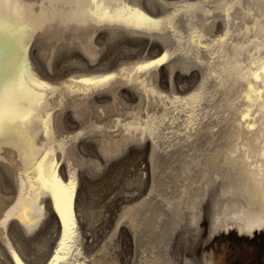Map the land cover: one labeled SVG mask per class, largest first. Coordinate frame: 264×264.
<instances>
[{
	"label": "bare ground",
	"instance_id": "bare-ground-1",
	"mask_svg": "<svg viewBox=\"0 0 264 264\" xmlns=\"http://www.w3.org/2000/svg\"><path fill=\"white\" fill-rule=\"evenodd\" d=\"M2 10L6 20L11 19L16 27L6 23L0 35V94L4 97L5 116L14 115L16 123H6L0 130V151L13 159L0 160V264H40V258L32 257H42L50 248L51 255L45 260L42 257L43 264H72L83 243L78 230L61 249L64 234L60 218L51 232L41 234L50 213L57 214L54 185L43 162L36 173L29 174L22 144L8 141L14 133L20 137L35 134L48 145L59 140L53 137L65 134L59 146L53 144L46 152L61 165L63 173L57 172L63 177L56 175L65 187L82 183L86 179L83 176L99 182L138 145H131L136 133L149 141L147 146H139H146L151 153V187L143 194L146 172L137 174L135 180L126 179L124 184L125 193L140 187L143 195L132 204L128 200L134 191L132 196L127 194V206L119 209V219L124 218L126 225L136 230L134 240L128 237L135 245L132 257L121 263L163 264L161 240L168 234L165 246L170 250H176V241L187 235L184 244L189 253L184 258L167 255L169 264H223L220 252L197 254L206 222L212 232L221 230L227 222L246 233L264 227V0H19V4L13 0ZM142 43L156 44L161 52L144 55L142 50L141 55L123 60L133 52L132 44ZM110 52L121 57L114 65L109 61ZM65 56L71 58L67 77L52 81L39 74L43 68L46 76H56L55 67ZM165 57L161 66L137 71ZM19 58L21 66L16 64ZM162 66L171 73L179 72V76L195 73L196 85L186 93L159 91L153 81L159 78ZM108 77L114 79L102 85L81 83ZM124 88L136 99L124 97ZM172 101L188 111L205 102L209 122L190 138H182L179 127L167 126L162 117L155 120L150 116L138 124L131 121L127 128L126 121L125 125L108 123L118 122L120 116L134 119L141 108L160 110L165 102ZM64 108L71 109V119L78 122L76 127L61 118ZM22 115L44 118L48 132L42 130L41 135L34 126L22 125ZM83 125V131H74ZM80 134L81 139L88 137V143L74 142L73 136ZM90 146L95 153L88 159ZM81 189H76L79 198L83 190L78 202L79 206L82 203L81 209L76 206L79 210L73 218L81 221L84 217L87 223L81 227L88 235L98 229L95 226L102 218V205L96 203V193ZM36 233L39 236L31 239ZM153 237L157 242L151 241ZM115 241L118 250L123 240ZM109 245L95 244L98 250ZM120 250L114 253L123 258L125 249ZM85 254L93 264H117L111 253V259L99 253Z\"/></svg>",
	"mask_w": 264,
	"mask_h": 264
},
{
	"label": "rangeland",
	"instance_id": "rangeland-1",
	"mask_svg": "<svg viewBox=\"0 0 264 264\" xmlns=\"http://www.w3.org/2000/svg\"><path fill=\"white\" fill-rule=\"evenodd\" d=\"M142 45L139 46L138 44H132L133 52H131V53H129L127 55V57L125 58L126 60L125 59H123V60L127 61V58L129 60V59L134 58L135 55L139 56V55L142 54V52L144 50H145L143 52L144 55L151 54V55L155 56V55H158L161 52V50L157 48L158 45L156 46V44L154 46V44H148L147 45L146 43H142ZM151 45H152V47H151ZM143 48H145V49H143ZM108 55L110 56V58H109L110 60L109 61L111 62L112 65H114V63L116 64V60H120L121 59L119 53L118 54L116 53V55H115L113 52H110ZM131 55H132V58H131ZM65 57L66 58L61 59L57 63V67H55L56 76L53 73H51L50 76H46L44 74V72H43V68H41V71H39V74L42 77H44V78L45 77L46 78H51L52 81H55L54 79L58 80V79L67 77L70 74V70H69L70 68H68V66H69V62H70L71 58L69 56H65ZM38 63H40L41 65L40 64L39 65L41 67H43V64L41 62H38ZM16 64H17V66L18 65L21 66V59L20 58H19V60L17 61ZM167 72H168V74H167ZM61 74H63V75H61ZM158 74H159L158 77L160 79L157 77L158 79L154 80L153 82L155 84H158V90L159 91H166L167 93H171L172 91H176V90H177L176 92L186 93V92L190 91L193 88V86L196 85V83H197V75L195 73L188 74L187 76L186 75L183 76L181 74L179 76V72L171 73V72L167 71L164 66H162V68L159 69ZM174 81H175V83H174ZM159 82H161V83H159ZM131 94L132 93L129 90H127L125 88L123 89V96L124 97H128L129 96V98L131 97L132 99H136ZM96 97H98V96L96 95ZM150 110H151L150 108L149 109L148 108H141V110H140L141 113H139L138 116L135 117L134 119L131 118V119L126 120L125 117L120 116V117H118V119H119L118 122H117V120L116 121L109 120L108 123L114 122L113 124H115V125L116 124L125 125L124 122L126 121L127 123H126L125 126L127 128L128 126L131 125L130 123H132V122H133L132 124H138L140 122L143 123V120H146L150 116L152 118H154L155 120H159V117H162V120L164 121V123L167 126H177V127H179V130H180L179 132H180V135H181L182 138H190L193 135L197 134L209 122V116H208V113H207V105H206L205 102H202L199 106H196L191 111H188V110H186L184 108H181V107L177 106L176 104H174V101L165 102L163 104V107H161L160 110H154V111L153 110L150 111ZM69 112H71L70 108H64L62 110L61 118L67 120V122L69 124H71V127L74 128V127L77 126L78 122L77 121H73L71 119V113H69ZM143 112H145V113H143ZM69 114H70V116H68ZM140 115H141V117H140ZM71 121H73V122H71ZM19 122L22 125L28 126V128H30L31 126H34V129H37V130L39 129L40 130L41 135L43 133L42 130L45 131V132H48V127L46 125V122H45L44 118L37 119V117L33 116V115H25V116L22 115V117L20 118ZM127 124H128V126H127ZM84 128H85V126L83 125L80 128H75L74 131H80V130L83 131ZM90 134H92V133H90ZM63 135L65 136V134H62L60 136L53 137V138H57V139H54V140L57 141L59 139L60 141L59 140L57 142L55 141L56 144L52 141L53 143L52 144L50 143L51 145L50 144L48 145L47 142H43L44 140H42V138L39 139V137H37L35 134H31L29 136L26 135V136L20 137L19 134L14 133V134L10 135V138L8 137V141L11 142V143H18V144L21 143L22 144V145L21 144L20 145L23 146V156H24L25 160L28 163L27 164L28 170L30 169L29 170V174H31L32 171H34L33 173H36L38 166L40 165L41 162H43L48 167L47 175L51 179V175H52L51 173L53 171V168L55 169L56 174H58L57 170L59 171V173L62 172V170L60 168L61 165L59 166L58 162L57 163L55 162V158L52 157V156H48L47 157L46 156V152H47L49 146L52 147L53 144L59 146L60 143H62L61 140L63 141V139H64ZM81 135L82 134H80L79 136H73L74 137V142L80 143V142H83L85 140V142L88 143V140H87L88 137H85V139H81V138H83V136H81ZM131 139L133 141V143L131 145H133V144H138V145L133 146L134 148L131 147L133 149H130L128 154H126L128 156H124L126 159L124 158L125 161L123 160L124 162L122 161V163H120L121 166L118 163V164H116L114 166L115 168H112V170H110L111 169L110 168L109 169L110 171H108L109 173L107 172L105 174V176H102V178L99 179V182H98V179H92L95 182H93V181L91 182L90 178H92V177L89 178V176H85V177L83 176L82 179H84V178H86V179L81 180L82 183L81 182L80 183L83 184V185H86V187H87L86 189H84L85 186L81 185L80 183H78V185H81V186H78V185L76 186L75 185V187H74L73 194L76 193V192L78 194L76 193L73 196H77L78 195V197L77 198L73 197V199H74V201H73L74 202V204H73V213L76 212V209L77 210L81 209L80 206H81L82 203L79 206L78 202H81V198H82V195H83V192H82L83 190L82 189L88 190V191L92 190L91 192L96 193V195H97L96 197L97 198H96L95 201H96L97 204L102 205V210L103 211L101 210L102 214L100 216L102 218H99L98 223L96 224L98 226H95V228H98L95 231L96 233L98 232L97 235L94 232H88V235H87L86 234L87 231L84 228L81 227V225L83 223L86 224L87 221H84V217L82 218L83 220L78 221L77 217L75 216L76 217V221H75L76 222V226H80L78 228L79 232L81 233V236H80L79 240H83V243L81 244V246H79L80 247L79 252L76 251L75 257L73 259L72 264H82V263L83 264H89V263L93 264L92 261H91V258L89 257V255H87L85 253H90V254L91 253H99L100 256L101 255L102 256L108 255V256H110V259H111V258H113L112 257L113 255L116 258L119 256L118 255L119 253H116V255H118V256H116L114 251L117 252V251H119L121 249L120 251L122 252V250L125 249V250H123L124 251V255H123L124 257L123 258L121 256H119L120 259H119V257L117 259L114 257V259L116 261L114 259L113 260L115 262H117V264H120L122 262V259L127 260V259H130L132 257V253H133V250L135 248V245L133 244V241H131V240H134L133 235H134V233H136V230H135L134 226L131 227L128 224L126 225L124 218L119 219V217L121 215V212H119V209L121 211L122 210L121 208H125V206H127L126 205L127 204V200L126 199H128L126 197L127 194L129 196L130 195L132 196V194H134L131 198H129L128 202L132 201L131 202L132 204H133V200H134V202H137L136 200H138L143 194H145L146 188L148 190L151 187V183L154 180V176H153V164L150 161L151 153H149V149L146 147L149 144V141L144 136H141L140 134H137V133ZM35 141H36V143H35ZM37 141H38V143H37ZM41 141H42V143H41ZM143 143L146 145L145 148H143L142 146H139V145H141ZM40 144H41V146H40ZM43 145H44V148L42 147ZM38 146H40V147H38ZM91 147L92 146H90V148ZM141 147L143 148V152H142V149H140ZM92 148L90 149L91 151L89 150L91 155L85 152V155L87 156V154H88V156L90 157V158L87 157L88 159H91L92 156L95 153V150L92 149ZM5 158L6 159L10 158V160H13L11 158V156L5 155L4 151L3 152L0 151V160L4 161ZM14 165L17 168H19L16 163ZM28 165L29 166L31 165L32 167L31 166L29 167ZM53 165H54V167H53ZM117 165H119V166L117 167ZM58 166H59V168H58ZM139 171H140V173H139ZM145 172L147 174L145 177L146 178L148 177V178H147V180L145 179V181H144V183H147V184H145L147 186H142L144 189L141 188V189H143V191L145 190L144 193L142 194V191L140 190V187H138V188L136 187L137 189L133 188L134 192L132 191L133 192V193L131 192L132 194L131 193H125L126 191H124V190H125V186H127V185H124V184H127V182H125L126 179L127 180L128 179L129 180H131V179L135 180L136 177H138L141 173H142L141 175H144ZM134 174H136V175H134ZM137 174H139V175L137 176ZM58 175L60 176V178L63 177L60 174H58ZM107 175H108V178L106 180L103 179V178H106ZM134 176H135V178H134ZM85 180L88 181V182L86 183ZM101 180L102 181L105 180V181L102 182ZM92 183L93 184L95 183L94 187L91 186ZM99 183H101V184H99ZM4 184H6V182H4ZM72 184H74V183H72ZM87 184H88V186H87ZM96 184H98V185H96ZM1 186H3V182H1ZM76 189L79 190V191H80V189L82 190L81 191V196H80L81 198H79L80 192H78ZM119 190L124 191V192L122 193ZM136 190H137V192H136ZM5 192L7 193L8 191H5ZM119 192L122 193V195L119 194ZM135 192L137 193L136 195H135ZM140 193H141V195H140ZM145 196H147V195H145ZM75 199H77V200H75ZM76 201H77V204H76ZM123 204H125V205L123 206ZM76 206L79 207V209ZM75 215H77V214H75ZM116 218H118V219H116ZM103 219L106 222H104ZM58 220H59V217L57 216L56 213H50L49 219L47 220L48 223L46 222L44 228L41 230V234L43 233L44 235H46L49 232H51L52 231L51 230L52 227L55 225V223L58 222ZM82 221H84V222H82ZM112 223L114 224V226H113ZM122 223H124V224H122ZM104 225H105V227H103ZM224 225H225L224 228L221 227V230L217 229L218 231L215 230L216 232H214V231L212 232L210 230L209 224L207 222L204 224V229H203V233L204 234H202L204 238H203L202 242L199 243V246L197 248V254H199V255L205 254V255H210L211 256V255H214V254L215 255L219 254V252H220V255L223 258V264H264V227L254 229L252 233H246L243 230H241L238 225H236V224H234L232 222H227ZM124 228L129 229V231L132 232V233L128 232V230H125ZM102 229H104V230H102ZM122 230L124 231V233H123ZM179 232H176L175 234H177ZM60 233H61V228H60L59 232L57 231L55 233L56 234L55 235L56 238L59 236ZM39 234L40 233H36V234L32 235L31 239H36L39 236ZM107 234L108 235L111 234L110 235L111 237H109V236L106 237ZM124 234L125 235L127 234V236H125ZM84 235H85V239H84ZM129 236H131L130 237L131 240H130V238H128ZM185 236L183 237V239H182V237H180L178 239L179 242L176 241L177 242L176 243L177 244L176 250L177 251L181 250L180 253L179 252L177 253L175 248L173 250H170V247L168 245L165 246V242L168 241L169 235L168 234H164V236H163V238L161 240V242H162L161 244L163 245V246L162 245L161 246L164 248V250H163V248L161 247V253H162V251L165 252L164 256H163V253H162V257L163 258L165 257L164 258L165 259V263H164V259H163V262H162L163 264H167L168 263V258L169 257L174 258V256H175V258H176V255L179 254V255H181L182 258H184V256L189 254L188 251L185 249L186 245L184 244V242H185V240L187 238V235H185ZM117 237L119 238V240H118ZM93 238H95V239H93ZM121 239L123 240L122 242H121ZM180 239H182L181 242H180ZM115 240L119 241V243L121 242L120 244H122V246L120 247V245L118 243L119 248H120L119 249L117 247L118 250L115 249V244H117V243H115L116 242ZM151 241H153V243L155 241L157 242L156 238H154V237L151 238ZM101 242L108 243V244L111 243V245L108 246L109 250H108L107 246H106V248L105 247H103V248L100 247L99 250H98L97 246H95V244L99 245ZM130 243H132V245H130ZM125 244H127V245H125ZM88 246H89L90 249L88 248ZM113 246H114V249H113ZM92 247H94V248H92ZM122 247H124V248L122 249ZM127 247H128V249H127ZM166 247H168V248H166ZM86 248H88V249H86ZM110 248H112V249L110 250ZM94 249H95V251L96 250H98V251L94 252ZM129 249H130V251H128ZM168 249H169V252H168ZM126 250H127V252H126ZM121 252H120V255L123 254ZM110 253H111V255L113 253L114 254L111 256ZM126 253H130V254H126ZM50 255H51V248L48 250V253L46 252L44 254V256H42V257L45 260ZM167 255L169 256L168 258H167ZM45 256H46V258H45ZM42 257H40V256L38 257V255H36V256L34 255V257H32V258L34 260L37 259L39 261L41 259V261H42L43 260ZM29 259L30 258H27V260H29ZM88 259H90V260H88ZM185 259H186V257H185ZM0 260H2L1 257H0ZM41 261H40V264H43L44 261H42L43 263ZM87 261L88 262L90 261V262L88 263ZM85 262H87V263H85ZM124 263L125 262H123L121 264H124ZM127 263H129V260L125 264H127Z\"/></svg>",
	"mask_w": 264,
	"mask_h": 264
},
{
	"label": "snow or ice",
	"instance_id": "snow-or-ice-1",
	"mask_svg": "<svg viewBox=\"0 0 264 264\" xmlns=\"http://www.w3.org/2000/svg\"><path fill=\"white\" fill-rule=\"evenodd\" d=\"M13 0H0V35H3L5 24L7 23L10 28H15L16 25L11 19L5 18L3 14V5L5 3L11 4ZM17 4H19V0H15ZM97 0H93V3H96ZM15 35L13 31L11 33ZM167 57L164 59H156L155 61L137 69L138 72H144L146 70L154 69L161 66L165 63ZM114 79V77H108V80L102 81H93V80H84L81 83L88 84V85H102L107 83L109 80ZM44 87H47L45 85ZM14 124L16 123V118L14 115L5 116V102L4 97L0 94V130H2L5 124ZM51 181L54 185L52 192L54 196V210L57 212L58 217L62 220V227H63V234L64 240L60 241L61 249L64 248V245L67 241L77 234V227L76 222L73 218V189L75 187L74 184H69L67 187L63 185V183L59 180L58 176L56 175L55 169L53 168Z\"/></svg>",
	"mask_w": 264,
	"mask_h": 264
}]
</instances>
